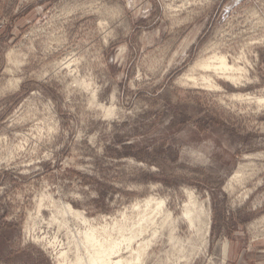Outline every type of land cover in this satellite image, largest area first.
<instances>
[{
  "label": "rangeland",
  "instance_id": "1",
  "mask_svg": "<svg viewBox=\"0 0 264 264\" xmlns=\"http://www.w3.org/2000/svg\"><path fill=\"white\" fill-rule=\"evenodd\" d=\"M259 96L264 0H0V264H57L75 214L152 196L180 218L189 193L212 217L189 264L264 260Z\"/></svg>",
  "mask_w": 264,
  "mask_h": 264
},
{
  "label": "bare ground",
  "instance_id": "2",
  "mask_svg": "<svg viewBox=\"0 0 264 264\" xmlns=\"http://www.w3.org/2000/svg\"><path fill=\"white\" fill-rule=\"evenodd\" d=\"M202 66L236 86L249 80L247 66L232 64L224 55L215 54ZM210 77L204 75V83L211 88L220 87ZM240 98L252 99L248 95ZM255 100L257 104H264V97L259 96ZM182 209V216L174 218L164 198L151 196L100 223L73 212L84 227L77 236L67 234L68 250L56 254V263L189 264L198 255L197 249L207 247L212 217L210 210L203 204L198 205L190 193ZM181 223L191 232L189 237L181 233ZM159 244L169 247H164L161 252L166 255L165 261L160 260V255L156 256L155 248ZM154 256L156 260L153 261Z\"/></svg>",
  "mask_w": 264,
  "mask_h": 264
},
{
  "label": "crops",
  "instance_id": "3",
  "mask_svg": "<svg viewBox=\"0 0 264 264\" xmlns=\"http://www.w3.org/2000/svg\"><path fill=\"white\" fill-rule=\"evenodd\" d=\"M231 248V246H230ZM229 248V252H228V255H227V258H226V264L228 262H231V264H244L247 260H243L245 262H243L238 256H230L231 253H233L234 250H231ZM250 258H253V257H250ZM250 262H253V264H264V260H258L256 258L253 259V261H250ZM251 264V263H250Z\"/></svg>",
  "mask_w": 264,
  "mask_h": 264
}]
</instances>
